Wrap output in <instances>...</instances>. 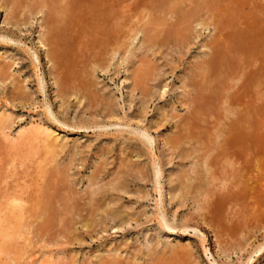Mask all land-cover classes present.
I'll return each mask as SVG.
<instances>
[{
  "label": "rangeland",
  "instance_id": "374dc122",
  "mask_svg": "<svg viewBox=\"0 0 264 264\" xmlns=\"http://www.w3.org/2000/svg\"><path fill=\"white\" fill-rule=\"evenodd\" d=\"M52 1L0 0V226L13 231L12 197L25 208L23 238L0 248V264H264V76L253 60L264 52L236 55L226 73L255 78L259 146L216 177L209 160L239 115L206 68L235 29L264 50V0H124V13L115 0L110 15L99 11L109 0H63L81 31L62 77ZM109 25L114 37L98 36ZM31 127L51 133L56 158L44 134L32 150L3 136Z\"/></svg>",
  "mask_w": 264,
  "mask_h": 264
},
{
  "label": "bare ground",
  "instance_id": "6f19581e",
  "mask_svg": "<svg viewBox=\"0 0 264 264\" xmlns=\"http://www.w3.org/2000/svg\"><path fill=\"white\" fill-rule=\"evenodd\" d=\"M109 1H111V2L108 3L107 5L103 3L104 4V7L101 10H99L101 13H103V14L104 13H107V14L110 15V14H112L111 11L112 12L115 11V7H117L116 6V4H117L116 2L118 0L117 1H115V0H109ZM62 2H63V0H53L52 1V3H54V4H52V5L50 4V8H49V12H48V17L45 20L46 21L45 23L47 25H49L48 26V32H49L48 33V36L49 37H47V36L46 37L48 38V44H49L50 51H51V55H52L51 57H52V59L53 58L56 59V63L57 62L60 63V65H57L58 68H56V67L55 68L60 71L59 74H60L61 77H62L61 74L63 73L64 66L69 65L71 67L72 65L78 64L77 57H74L73 58L74 52L76 50L73 47V44H74L75 33H79L81 31L79 29L78 25L75 24L74 17L72 18V16H74L75 11H78V6H76V4H74V3L72 4V3L69 2L67 4H63ZM46 5H47V3L44 4V6H46ZM118 5H119V8H121V10L124 13L125 12L124 11L125 1L124 0H120L119 3H118ZM175 7H176V5H175ZM111 28H113V30H115V31H113V34L108 31V30H110V25H109V29H106L107 31L100 33V35H98L99 34L98 33L99 31H96L95 30L93 32H96V35L102 36V38L106 40V39H109V38H113L114 35H115V33H116V28L113 27V26ZM254 30H255V28H254ZM261 32H262V30H261ZM136 33H138V32L136 31ZM98 36H96V39H97ZM226 37L227 38H226L225 41H227V42L218 51H216V52L213 53L212 57L207 62L206 68L208 69V72H209V75L210 76L215 75V77H216V74H221L220 75V78L218 77V79H220V85L222 87V92H224L221 97L223 98V101H226L227 104H228V102L230 103L231 111H233V113H238L239 118H238V120H236L232 124H230V128H227V130H225L227 133L224 135V138L221 140V142H219L220 144H218L217 152L209 160L210 170H208V171H210L209 172L210 174H211V172L213 173V175L215 174L214 175L215 177H216V175L218 173V169H215L214 167H216L217 165H219V167L221 165H223L222 167H224L225 163H233V164L234 163H237L238 161L241 160V159L240 160L237 159V156L240 155V154L241 155L244 154L242 156L249 155V156L252 157L253 156V152H255L254 151L255 148L259 146V142L256 139V136L257 135H256L255 129H254L255 128V124H256V119H255L256 116L254 117V113L255 114H257V113L255 112V110H252L253 109V106L255 104V102H253V101L256 100V98L251 93V90H250L251 87L248 86V85L254 84L255 78H252L254 80V81H252L253 83L251 81H249L250 83L247 84V82H246L247 80H244L242 78L244 80L242 84H239L238 82H236L234 84H231L230 81H234V80H238L239 81L241 79V77H243V76L242 75H239V74H237L235 72L233 75H231L230 77H228V75H226V73H227L228 68L230 67V64L232 62V59L236 55H241V54L248 55L249 54L248 56L255 57V55H258V52H264V50H262L263 48L259 50L257 44L254 42L256 40V38L251 33H249V35H247V34H244L242 32H239V31H237L235 29V31L233 33H228V35ZM255 49H256V51H254ZM112 51H114V50H112ZM241 57H242V55H241ZM239 59L242 60V58H239ZM234 60H236V59H234ZM253 60L255 61V63L257 61H260V64L257 65L258 67H255V69H256V71H257L258 74L264 76V61L262 59L258 58V57L257 58L255 57ZM250 70H252V67H250ZM70 73H72V72H70ZM241 73L243 74V72H241ZM66 74H68V72ZM252 74H254V73H252ZM67 77L68 76H66V78ZM228 78H229V80H228ZM203 80H204V76H203ZM227 80L229 81L228 83L225 82ZM67 81L64 80V82H67ZM257 81H259V80H257ZM206 82L208 83V79L206 80ZM70 84H72V83H70ZM257 84H258V82H257ZM205 85H206V83H205ZM72 86L73 85H70L69 88H71ZM210 86H211V84H210ZM217 89L218 90H221L219 88H217ZM199 90L198 91H199V96L200 97H199V100L197 101L198 102V107H197V110L196 111L198 112V114L199 113L202 114L203 111H205L206 108H208V107H206L205 98H207L206 99L207 102H209V100H208L209 98L207 96L205 97V95H202L203 88H200ZM246 92H248V93H246ZM225 94H228L229 97H225ZM216 95H219L220 96V94H216ZM209 97L212 98L211 96H209ZM230 106L228 105L229 108H230ZM0 122L1 123L4 122L3 119H2V117H1V115H0ZM3 124L5 125V122ZM246 124H248V127L247 128L245 127V126H247ZM34 127L33 128L31 127V128L21 129L17 133L16 136H12L11 134L5 133V132L3 133V136L6 139L11 140L10 142H13L14 145H24V147L26 145V146H28L32 150L35 147V142L39 141V138L41 137V135L44 134V135H46L45 136L46 138L44 137L45 139H43L44 140L43 146L46 148V150L44 148L43 149L45 151H47L46 153H48V154L50 153V155H53V157H55L56 154H57V151H58L57 150V145L58 144L55 145L56 143L51 140V136H52L51 133L50 132H47V129H42L40 127L39 128H34ZM4 129H5V126H4ZM6 129H8V128L6 127ZM3 131H6V130H3L2 129V132ZM40 141H41V139H40ZM40 141H39V143H40ZM38 145H40V144H38ZM28 147H25V148H28ZM38 148H39V146H38ZM240 156H238V157H240ZM242 158L245 159V157H242ZM241 161H242L241 163L244 162V160H241ZM238 164H240V163L238 162ZM211 169L213 171H215L216 173H214ZM213 175H211L212 176V179L215 180V177H213ZM206 176L208 177L207 174H206ZM201 179H203V178H201ZM208 179H209V182H210V178L209 177H208ZM205 181H207V180H205ZM201 185H202V187L203 186H206V185H203V184H201ZM201 185H200V188L201 189H204L205 187L202 188ZM207 188H208V186H207ZM209 188H210V186H209ZM189 190H191V189H189ZM195 190H199V188L198 189H195ZM205 190H203V191H205ZM12 198H13V200L11 201V203L8 202V204L10 203L9 206L11 207V211L9 210L10 213L11 212H13L14 214L16 213L15 214V216H16V218H15V220H16L15 226H13V223H12V225L10 223V225L13 226V229H12L13 231L9 230V228H7V227H1L0 226V228H1L0 229V236H1V239H2V242H0L1 243L0 248H2L5 251L11 245H15L16 244L18 237L19 238H21V237L23 238L22 235L24 234V228H25V225H24V221L25 220H24V216H23V212H24V209H25L24 208V204H23L24 201H22L21 198H16V199H14L15 197H12ZM9 206L6 207V208L7 209L8 208L10 209ZM7 213H8V211H7ZM13 213H11V214H13ZM9 216H10V214H9ZM5 218L8 219L7 217H5ZM6 219H4V220H6ZM11 220H14V219H11ZM7 226H8V224H7ZM262 249H264V244L259 247V250H262Z\"/></svg>",
  "mask_w": 264,
  "mask_h": 264
}]
</instances>
